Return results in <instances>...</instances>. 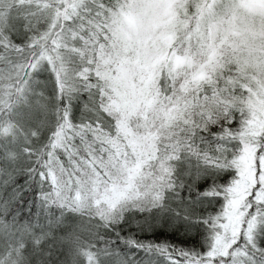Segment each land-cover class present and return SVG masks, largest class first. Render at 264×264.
Returning a JSON list of instances; mask_svg holds the SVG:
<instances>
[{"label": "snow or ice", "instance_id": "1", "mask_svg": "<svg viewBox=\"0 0 264 264\" xmlns=\"http://www.w3.org/2000/svg\"><path fill=\"white\" fill-rule=\"evenodd\" d=\"M0 264H264V0H0Z\"/></svg>", "mask_w": 264, "mask_h": 264}]
</instances>
